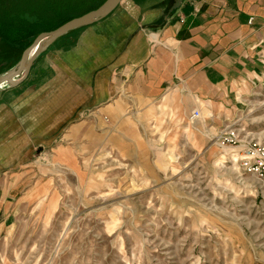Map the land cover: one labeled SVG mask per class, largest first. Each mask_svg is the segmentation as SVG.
Segmentation results:
<instances>
[{"label": "rangeland", "instance_id": "374dc122", "mask_svg": "<svg viewBox=\"0 0 264 264\" xmlns=\"http://www.w3.org/2000/svg\"><path fill=\"white\" fill-rule=\"evenodd\" d=\"M97 1L19 0L14 9L49 28ZM168 109L149 128L110 124L112 105L85 111L77 132L38 146L20 171L30 193L2 264H264V185L242 161L250 142L264 146V79L216 118L201 111L177 138H166Z\"/></svg>", "mask_w": 264, "mask_h": 264}, {"label": "crops", "instance_id": "0c3cea01", "mask_svg": "<svg viewBox=\"0 0 264 264\" xmlns=\"http://www.w3.org/2000/svg\"><path fill=\"white\" fill-rule=\"evenodd\" d=\"M140 1L123 0L107 18L61 37L23 83L0 90L14 93L0 101V253L30 193L20 171L38 146L69 127L77 132L85 111L112 105L110 124L129 118L149 128L167 106L166 138H177L193 112L216 118L264 79V0Z\"/></svg>", "mask_w": 264, "mask_h": 264}, {"label": "trees", "instance_id": "16d2710c", "mask_svg": "<svg viewBox=\"0 0 264 264\" xmlns=\"http://www.w3.org/2000/svg\"><path fill=\"white\" fill-rule=\"evenodd\" d=\"M16 1L19 0H0V75L9 71L19 63L24 51L33 44L38 35L53 31L72 18L83 15L90 10L97 9L106 0H98L95 6L93 5V7L82 12L69 10L64 13L62 18L56 21L55 25L49 28H37L36 25L31 22V15L34 13H32L29 8L21 7L17 12L16 9H14ZM135 1L141 2L140 0ZM33 19L34 16L32 21ZM68 35L70 34L63 36L62 39Z\"/></svg>", "mask_w": 264, "mask_h": 264}, {"label": "water", "instance_id": "95a60500", "mask_svg": "<svg viewBox=\"0 0 264 264\" xmlns=\"http://www.w3.org/2000/svg\"><path fill=\"white\" fill-rule=\"evenodd\" d=\"M122 1L106 0L97 9L74 18L53 31L38 35L33 44L24 51L19 63L0 75V90L6 87H15L23 83L28 78L36 59L52 44L72 31L91 26L107 18L118 8Z\"/></svg>", "mask_w": 264, "mask_h": 264}, {"label": "built area", "instance_id": "2783aa9c", "mask_svg": "<svg viewBox=\"0 0 264 264\" xmlns=\"http://www.w3.org/2000/svg\"><path fill=\"white\" fill-rule=\"evenodd\" d=\"M253 19H251V22ZM199 112H193L190 117L191 121H196L199 119ZM230 140H235V135L233 132L229 134ZM242 161H244V168L247 172L254 174L264 185V146L255 143H249L247 145Z\"/></svg>", "mask_w": 264, "mask_h": 264}]
</instances>
